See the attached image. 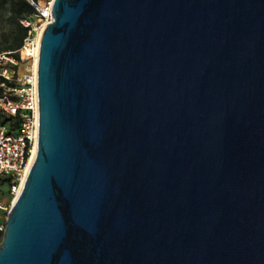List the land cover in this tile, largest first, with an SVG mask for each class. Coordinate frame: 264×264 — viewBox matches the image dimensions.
Listing matches in <instances>:
<instances>
[{
    "label": "water",
    "instance_id": "water-1",
    "mask_svg": "<svg viewBox=\"0 0 264 264\" xmlns=\"http://www.w3.org/2000/svg\"><path fill=\"white\" fill-rule=\"evenodd\" d=\"M37 97L0 264H264V0H54Z\"/></svg>",
    "mask_w": 264,
    "mask_h": 264
},
{
    "label": "built area",
    "instance_id": "built-area-1",
    "mask_svg": "<svg viewBox=\"0 0 264 264\" xmlns=\"http://www.w3.org/2000/svg\"><path fill=\"white\" fill-rule=\"evenodd\" d=\"M36 13L21 23L28 28V35L21 43L19 59L3 55L1 60L10 63L9 68L0 72V178H9L11 188L0 192V232H4L3 215L7 216L10 200L18 194L20 182L36 143L39 121L37 77L33 62L36 54L37 35L44 24L52 22L53 1L42 5L37 0H28ZM25 67L18 72L20 66Z\"/></svg>",
    "mask_w": 264,
    "mask_h": 264
},
{
    "label": "rangeland",
    "instance_id": "rangeland-1",
    "mask_svg": "<svg viewBox=\"0 0 264 264\" xmlns=\"http://www.w3.org/2000/svg\"><path fill=\"white\" fill-rule=\"evenodd\" d=\"M42 5H46L47 3L54 0H37ZM24 36L20 34L18 31L14 17L10 11V4L7 0H0V58L3 55H8V53L18 54L21 48V43L24 40ZM20 56V55H19ZM10 63L6 60L0 61V72H2L5 68H9ZM25 69L24 65L20 66L18 72H23ZM5 184H0V188L5 189ZM13 200L8 202L9 206H12ZM7 216L3 215L2 221L6 222ZM2 242V241H1ZM0 242V244H1Z\"/></svg>",
    "mask_w": 264,
    "mask_h": 264
},
{
    "label": "trees",
    "instance_id": "trees-1",
    "mask_svg": "<svg viewBox=\"0 0 264 264\" xmlns=\"http://www.w3.org/2000/svg\"><path fill=\"white\" fill-rule=\"evenodd\" d=\"M10 4V11L12 16L14 17L15 20V25L20 32V34L24 37L28 35V28H25L22 25V21L26 19H31L36 13L35 8L32 6V4L28 0H7ZM10 56L19 59L18 54H12L8 53ZM3 96V90L0 89V98ZM0 120L4 123L7 121V119H3L0 116ZM0 184H5L6 187L5 189L0 188V192L2 191H9L11 188V180L9 178H0ZM3 233L0 232V242L3 239Z\"/></svg>",
    "mask_w": 264,
    "mask_h": 264
},
{
    "label": "bare ground",
    "instance_id": "bare-ground-1",
    "mask_svg": "<svg viewBox=\"0 0 264 264\" xmlns=\"http://www.w3.org/2000/svg\"><path fill=\"white\" fill-rule=\"evenodd\" d=\"M47 26H48V24H44L42 26V28L40 29L38 35H37L36 54H35V59H34V62H33V69H34V74H35L36 77H37V74H38V63H39V54H40L41 39H42V36H43L44 31H45V29H46ZM38 136H39V121H38V131H37V136H36V143H35V146H34V148L32 150V153H31L29 162L27 164L26 170L24 172V175L22 177V180L20 182L18 194H19L21 188L23 187L26 179L28 178V175L30 173V170H31V168H32V166L34 164V161H35V158H36V154H37V148H38ZM17 195H16V197H17Z\"/></svg>",
    "mask_w": 264,
    "mask_h": 264
}]
</instances>
